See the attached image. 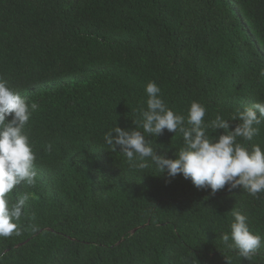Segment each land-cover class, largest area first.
<instances>
[{"label":"trees","instance_id":"16d2710c","mask_svg":"<svg viewBox=\"0 0 264 264\" xmlns=\"http://www.w3.org/2000/svg\"><path fill=\"white\" fill-rule=\"evenodd\" d=\"M261 69L264 0H0V77L39 105L36 183L20 188L32 196L0 264H264V245L249 261L220 239L233 208L264 236V194L211 195L104 143L134 127L150 81L177 113L198 101L211 120L264 101ZM259 127L240 142L264 147ZM174 135L146 139L175 158Z\"/></svg>","mask_w":264,"mask_h":264},{"label":"clouds","instance_id":"9594fccd","mask_svg":"<svg viewBox=\"0 0 264 264\" xmlns=\"http://www.w3.org/2000/svg\"><path fill=\"white\" fill-rule=\"evenodd\" d=\"M264 79V69L259 73ZM146 108L139 109L134 127L122 129L117 124L104 133V143L113 152L126 158L137 170L151 165L169 177L182 174L197 189H210V194L224 189L242 188L253 198L264 194V147L252 144L249 148L240 141H252L260 133L264 123V101H257L242 110L237 109L227 118L220 113L205 120L204 104L191 102L187 115L170 108L155 81L145 89ZM36 102L8 86L0 77V237L20 235L21 217L32 194L20 191L36 183V152L27 128L38 110ZM238 121L234 128L231 123ZM139 129H142L140 131ZM167 130L182 137L183 146L174 153L175 158L158 155L154 141L147 136L158 137ZM218 130L222 134L214 135ZM174 135V136H175ZM52 150V145L46 147ZM17 186H20L19 188ZM233 217L230 231L221 234L222 243L246 260L264 245V236L253 232L248 217L241 211L231 210Z\"/></svg>","mask_w":264,"mask_h":264}]
</instances>
